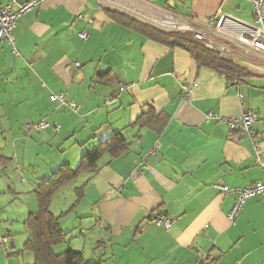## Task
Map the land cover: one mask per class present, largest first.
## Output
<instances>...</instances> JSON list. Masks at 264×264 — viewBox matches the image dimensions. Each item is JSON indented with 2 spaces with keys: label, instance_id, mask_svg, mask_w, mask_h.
Returning a JSON list of instances; mask_svg holds the SVG:
<instances>
[{
  "label": "crops",
  "instance_id": "0c3cea01",
  "mask_svg": "<svg viewBox=\"0 0 264 264\" xmlns=\"http://www.w3.org/2000/svg\"><path fill=\"white\" fill-rule=\"evenodd\" d=\"M106 11L160 32L172 14L222 44L256 27L247 0H40L17 21L15 52L6 44L0 50V165L16 162L19 153L26 158L27 148L43 149L49 170L41 182L63 164L76 168L82 155L119 133L126 152L103 158L94 176L84 174L79 183L82 175L52 199L50 211L59 216L73 203L74 189L85 184L76 210L59 220L69 235L55 253L69 248L93 261L74 241L87 240L94 227L99 234L90 240L98 247V264H264V196L248 199L231 224L234 197L214 188L264 183V75L245 66L253 76L231 84L198 67L187 52L115 23ZM120 83L133 86L112 99ZM181 83L194 85L189 100ZM239 91L258 118L252 138L221 122L240 114ZM58 94L78 112L53 101ZM149 111L153 127L138 123ZM41 121L59 127L58 133L26 130ZM156 145V155L142 163ZM36 183L27 186L35 191ZM23 191L10 189L9 203ZM6 200L0 202V236L7 238L0 264H33V255L21 252L27 236L19 243L13 227L1 225V213L12 221ZM36 211V202L24 207L25 214ZM154 213L173 219L169 231L153 223Z\"/></svg>",
  "mask_w": 264,
  "mask_h": 264
},
{
  "label": "trees",
  "instance_id": "16d2710c",
  "mask_svg": "<svg viewBox=\"0 0 264 264\" xmlns=\"http://www.w3.org/2000/svg\"><path fill=\"white\" fill-rule=\"evenodd\" d=\"M106 13L115 23L132 29L153 42L169 49L178 48L187 52L198 67L214 72L231 84H238L242 80L253 76L231 60L206 49L200 41L195 39L192 33L181 31L160 32L118 13L112 11H106ZM152 118H154V113L149 111V113L141 116L138 123L153 127L149 125ZM160 120L156 119L157 122ZM127 148L128 145L124 137L119 133H115L95 147L92 152L82 155L76 168L63 164L51 174L50 180L37 185L34 191L37 198V211L30 214L24 221L27 239L21 251L33 255V264H98L94 261L84 260L80 252L69 248L61 253H55L54 251L56 247L67 242L69 235L61 229L59 220L73 212L79 205L83 198L85 184L74 189L75 200L73 204L59 216H54L51 213L50 205L54 196L61 189L84 174L94 176L103 158H107L108 161L114 160L126 152Z\"/></svg>",
  "mask_w": 264,
  "mask_h": 264
},
{
  "label": "built area",
  "instance_id": "2783aa9c",
  "mask_svg": "<svg viewBox=\"0 0 264 264\" xmlns=\"http://www.w3.org/2000/svg\"><path fill=\"white\" fill-rule=\"evenodd\" d=\"M40 0H31L20 2L18 0H10L7 4L0 3V50L4 44L8 45L13 52L14 41L12 38V32L16 28V24L19 18L31 11L38 5ZM255 22V26L250 30L245 31L242 35L237 36L236 40L229 44H222L211 36L206 35L202 30L193 27L189 23H185L182 27H178V31L192 33L196 40L200 41L204 47L210 51L219 54L221 57L231 60L234 64L243 68L248 66L252 73L258 75H264V0H247ZM225 16H222L216 23V27L221 29ZM79 39L86 40L87 35L84 33L79 34ZM253 55V56H252ZM254 57V58H252ZM248 63V64H247ZM79 65L75 64V68ZM110 84H114V81H108ZM133 85H127L120 83L113 93L112 99H118L119 96L132 88ZM193 84L187 85L186 83L180 84V92L184 100H189L191 97V88ZM52 100L61 104H65L69 110L73 113L78 112V107L73 101L66 102L62 94L53 95ZM238 100L240 103V114L237 117L221 120L230 131H238L244 135L253 137L252 126L257 122V115L249 111L243 104V96L238 92ZM111 100L107 99L106 104ZM214 115H208V119L213 118ZM51 128L53 132L58 133L59 127L52 126L46 121H41L36 124H27L26 130L33 132H42ZM254 151L258 155V147L254 145ZM159 145H156L149 150L142 159V163L147 161L150 157L156 155ZM261 169L264 171V165H261ZM139 172L135 175L140 174ZM214 188L219 191L221 196H233L234 204L227 216L228 221L233 224L236 217L241 212V209L245 202L254 197L264 196V183L256 182L247 187L238 189H229L224 185L215 184ZM153 223L169 231L172 227L173 219L168 216L154 213L152 215ZM7 242V238L0 236V246L3 247ZM235 264H240L236 262Z\"/></svg>",
  "mask_w": 264,
  "mask_h": 264
},
{
  "label": "rangeland",
  "instance_id": "374dc122",
  "mask_svg": "<svg viewBox=\"0 0 264 264\" xmlns=\"http://www.w3.org/2000/svg\"><path fill=\"white\" fill-rule=\"evenodd\" d=\"M167 23L164 26V28H162V32H174V31H178V27H182L183 24H185L186 22L176 18L174 15L169 14L168 18H167ZM173 27V28H171ZM77 106V105H76ZM45 151L43 149L38 150V148H27L26 152L24 154V156L26 158H24L21 153L18 154V158L19 160H16L17 164L19 162H22L24 160L25 164L21 163V166L18 167L19 165L16 164L15 161H13L12 163H7L10 165H0V202L6 198H4V194L7 195V199L6 203H7V207L8 209H10V216H12V221H7L4 213H1V217H2V223L1 225H11L13 227L14 230V238L17 240V242H23V238H25V236H27L26 234V230L24 227V221L28 218V214L24 212V207L30 205V204H34L36 202L37 204V198L35 195V192L33 190V185L31 186H27L29 185L28 183L32 182V183H36V184H40L41 182H43L44 180H50L51 175H49V179L48 177L43 179L41 182L38 180V178H40V176H44L45 172L48 173L47 169V165L49 164V161L46 160V155L44 154ZM48 152L46 151V154ZM49 154V153H48ZM50 156V154H49ZM52 158V156H51ZM13 159V158H12ZM19 161V162H18ZM56 165H53V168ZM55 172V171H54ZM50 173V172H49ZM51 174V173H50ZM80 178V177H79ZM81 181H79V183H81L82 181H84L86 179V175L82 176ZM23 183H22V182ZM26 182V183H25ZM28 182V183H27ZM68 185L65 187V189L63 190L62 194L60 195V197L63 196V194L65 193L66 189ZM10 189L14 190V189H19V190H26L23 191V194L20 195L19 200L14 201L13 204L9 203L10 201ZM74 200H75V196L73 195ZM8 201V202H7ZM74 202V201H73ZM73 204V203H72ZM71 204V205H72ZM77 208V207H76ZM75 208V210H76ZM7 209V210H8ZM56 214V212H55ZM57 216V215H56ZM70 221H73V218H69V220H67L66 225L70 224ZM87 235L86 237H88L87 240L84 241H74V243L78 244V246H84L85 248V256L86 258H94L92 259L94 262L98 263V247H96L95 242L90 239H92L94 236L98 237V230L95 229L94 227H92L89 231H86ZM81 248V247H80ZM58 252V251H56ZM112 261H108V264H111Z\"/></svg>",
  "mask_w": 264,
  "mask_h": 264
},
{
  "label": "water",
  "instance_id": "95a60500",
  "mask_svg": "<svg viewBox=\"0 0 264 264\" xmlns=\"http://www.w3.org/2000/svg\"><path fill=\"white\" fill-rule=\"evenodd\" d=\"M197 264H206V263L203 259H201V260H199V262Z\"/></svg>",
  "mask_w": 264,
  "mask_h": 264
},
{
  "label": "bare ground",
  "instance_id": "6f19581e",
  "mask_svg": "<svg viewBox=\"0 0 264 264\" xmlns=\"http://www.w3.org/2000/svg\"><path fill=\"white\" fill-rule=\"evenodd\" d=\"M171 28H173V27H171Z\"/></svg>",
  "mask_w": 264,
  "mask_h": 264
}]
</instances>
